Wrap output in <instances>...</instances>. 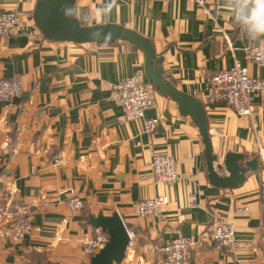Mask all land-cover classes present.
Segmentation results:
<instances>
[{"label":"crops","instance_id":"crops-1","mask_svg":"<svg viewBox=\"0 0 264 264\" xmlns=\"http://www.w3.org/2000/svg\"><path fill=\"white\" fill-rule=\"evenodd\" d=\"M35 2L0 0V12L15 11L21 21L15 34L0 36V79L21 85L19 96L0 100V200L34 211L32 230L21 240L9 237L7 224L0 227V264H88L82 249L101 231L88 224V215L114 212L134 233L119 264H160L159 249L179 235L198 242L187 264H264V162L235 187L210 184L199 130L170 98L155 91L154 105L144 113L157 120L151 133L143 119H123L113 85L129 76L148 83L141 51L124 42L49 40L32 20ZM235 2L74 4L84 25L118 24L151 40L164 77L203 104L214 167L222 176L227 152L245 160L264 152V94L254 98L249 115L206 98L209 78L218 70L239 64L250 76L264 77V65L245 57L247 47L264 48V36L250 38L234 22ZM155 153L175 158L174 183L151 179ZM159 195L167 203L158 212H135L134 202ZM70 196L81 200V209L68 207ZM219 221L234 228L231 252L207 238Z\"/></svg>","mask_w":264,"mask_h":264},{"label":"built area","instance_id":"built-area-1","mask_svg":"<svg viewBox=\"0 0 264 264\" xmlns=\"http://www.w3.org/2000/svg\"><path fill=\"white\" fill-rule=\"evenodd\" d=\"M203 5L205 0H189ZM21 21L15 11L0 12V36H10L20 30ZM246 59L258 65H264V48L250 46L245 48ZM113 97L122 110L125 121L143 119V128L147 133L156 129L155 118H144V113L155 102V90L149 83L137 76L124 77L113 85ZM21 93L18 80L0 79V100H11ZM264 94V77H252L246 68L235 64L228 69H221L209 78L206 98L209 103L220 102L231 107L239 115H249L253 108L254 98ZM264 154V152H260ZM59 162L58 159L54 163ZM150 177L154 182L174 183L179 178L177 162L174 157L163 153H155L150 161ZM167 203L165 196H155L141 199L133 204L139 216L152 215ZM71 210H79L82 202L75 196L66 199ZM34 211L31 205L22 202L0 200V227L7 224V234L14 240H21L32 230L31 219ZM129 243L134 233L127 230ZM204 237V236H202ZM207 238L218 247L226 248L229 252L236 247L234 228L231 224L215 222ZM108 240V235L99 231L83 247L82 252L90 257L94 255ZM128 243V244H129ZM198 243L187 236H176L159 250L163 255L160 264H187L193 246Z\"/></svg>","mask_w":264,"mask_h":264},{"label":"water","instance_id":"water-1","mask_svg":"<svg viewBox=\"0 0 264 264\" xmlns=\"http://www.w3.org/2000/svg\"><path fill=\"white\" fill-rule=\"evenodd\" d=\"M75 2L76 0H36L32 11L36 28L44 37L53 41L76 44L124 42L141 51L143 70L151 87L161 96L174 101L179 113L190 116L195 122L204 145L206 175L210 184L221 188L235 187L243 182L247 172L261 168L264 154L245 160L240 153L227 152L223 161V169L227 175H220L214 167L217 156L212 153L203 104L194 96L178 90L164 77L162 56L155 52L151 40L118 24L84 25L75 15ZM87 219L93 229H100L108 235L107 242L90 257L88 264H119L124 258L129 237L118 214L114 212L110 216H104L98 213L95 216L88 215Z\"/></svg>","mask_w":264,"mask_h":264},{"label":"clouds","instance_id":"clouds-1","mask_svg":"<svg viewBox=\"0 0 264 264\" xmlns=\"http://www.w3.org/2000/svg\"><path fill=\"white\" fill-rule=\"evenodd\" d=\"M110 8L111 5L105 6L103 12ZM232 16L250 38L264 36V0H236L232 5Z\"/></svg>","mask_w":264,"mask_h":264}]
</instances>
